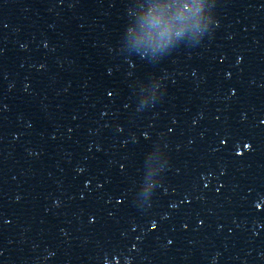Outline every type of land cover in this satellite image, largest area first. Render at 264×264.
<instances>
[{
	"label": "water",
	"instance_id": "water-1",
	"mask_svg": "<svg viewBox=\"0 0 264 264\" xmlns=\"http://www.w3.org/2000/svg\"><path fill=\"white\" fill-rule=\"evenodd\" d=\"M0 264H264V0H0Z\"/></svg>",
	"mask_w": 264,
	"mask_h": 264
},
{
	"label": "clouds",
	"instance_id": "clouds-1",
	"mask_svg": "<svg viewBox=\"0 0 264 264\" xmlns=\"http://www.w3.org/2000/svg\"><path fill=\"white\" fill-rule=\"evenodd\" d=\"M203 7L202 3H167V2H154L150 3L147 8L146 15L153 26V31L142 33L141 36H147L149 39L156 40V47L166 45L174 36L180 33L176 31V21L183 20L185 24L189 21L198 23L200 17L183 16L182 13L188 9L199 10ZM143 10V5H141ZM183 26V25H182ZM158 28V31L155 29ZM129 32L133 29L129 28ZM171 131V129H169ZM175 205L173 204L172 207ZM259 205H257L258 207ZM152 227H156V221H152ZM139 239V238H137Z\"/></svg>",
	"mask_w": 264,
	"mask_h": 264
},
{
	"label": "snow or ice",
	"instance_id": "snow-or-ice-1",
	"mask_svg": "<svg viewBox=\"0 0 264 264\" xmlns=\"http://www.w3.org/2000/svg\"><path fill=\"white\" fill-rule=\"evenodd\" d=\"M245 147H250V145H245ZM259 207V206H258Z\"/></svg>",
	"mask_w": 264,
	"mask_h": 264
}]
</instances>
